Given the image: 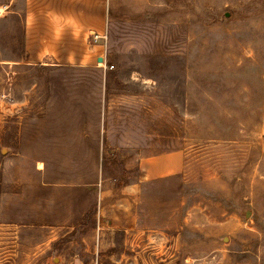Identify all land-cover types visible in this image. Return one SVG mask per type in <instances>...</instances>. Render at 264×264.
I'll return each instance as SVG.
<instances>
[{"label": "rangeland", "instance_id": "374dc122", "mask_svg": "<svg viewBox=\"0 0 264 264\" xmlns=\"http://www.w3.org/2000/svg\"><path fill=\"white\" fill-rule=\"evenodd\" d=\"M73 3L0 0V264H264V0H104L102 62L28 60Z\"/></svg>", "mask_w": 264, "mask_h": 264}, {"label": "crops", "instance_id": "0c3cea01", "mask_svg": "<svg viewBox=\"0 0 264 264\" xmlns=\"http://www.w3.org/2000/svg\"><path fill=\"white\" fill-rule=\"evenodd\" d=\"M67 1L64 0L66 3ZM73 1V5L66 6L69 8L75 5L82 9L59 10L58 14L51 13L56 14L54 17L50 14V17H43L42 20L26 18L25 45L28 60L42 61L53 58L56 59L53 65L79 67L91 66L97 60L102 47L94 46L88 51L86 46L90 35H95L97 39L104 35L106 26L104 0ZM75 43H79L83 52L74 51Z\"/></svg>", "mask_w": 264, "mask_h": 264}, {"label": "water", "instance_id": "95a60500", "mask_svg": "<svg viewBox=\"0 0 264 264\" xmlns=\"http://www.w3.org/2000/svg\"><path fill=\"white\" fill-rule=\"evenodd\" d=\"M97 61H98V62H102V59H101V58H98Z\"/></svg>", "mask_w": 264, "mask_h": 264}, {"label": "built area", "instance_id": "2783aa9c", "mask_svg": "<svg viewBox=\"0 0 264 264\" xmlns=\"http://www.w3.org/2000/svg\"><path fill=\"white\" fill-rule=\"evenodd\" d=\"M93 36V35H92Z\"/></svg>", "mask_w": 264, "mask_h": 264}]
</instances>
